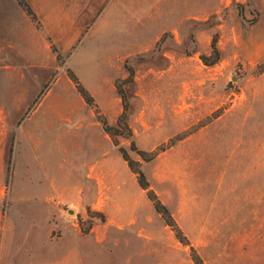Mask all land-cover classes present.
Returning <instances> with one entry per match:
<instances>
[{
  "label": "rangeland",
  "instance_id": "obj_1",
  "mask_svg": "<svg viewBox=\"0 0 264 264\" xmlns=\"http://www.w3.org/2000/svg\"><path fill=\"white\" fill-rule=\"evenodd\" d=\"M24 1L0 0V264H264V0Z\"/></svg>",
  "mask_w": 264,
  "mask_h": 264
},
{
  "label": "trees",
  "instance_id": "obj_2",
  "mask_svg": "<svg viewBox=\"0 0 264 264\" xmlns=\"http://www.w3.org/2000/svg\"><path fill=\"white\" fill-rule=\"evenodd\" d=\"M20 2L24 3L25 1L24 0H20ZM211 48H212V55H215V59L210 61L209 62V58L208 56L206 55H201V59L203 60V62L207 65H213L214 63H216V61L218 60V48H217V44H216V38H213L212 39V42H211ZM80 91L82 93V95L84 96L85 100L87 101V103H90L91 101V96L87 93L86 90H84L83 88H80ZM123 115V114H122ZM122 115L120 116L119 118V121H118V124L121 125L122 124ZM104 128L109 132V133H112L114 134L115 131L117 130V127H114V126H108V125H105ZM120 151L122 152L123 154V157L124 159L128 162L129 166L133 169V171L137 174V177H138V181H139V184L140 186L143 188V189H148V182L143 174V172L135 166V162L133 160L130 159V157L128 156V154L125 152V150L123 148H120ZM139 152L141 154L145 153L144 151H140ZM145 155V154H144ZM142 155V156H144ZM144 158V157H143ZM146 158V156H145ZM148 195L152 197H154V199L156 198V194L154 193V191L152 190H148ZM153 199V198H152ZM157 199V198H156ZM155 206H156V209L161 212L163 214V216L165 217V220L167 221V224L171 225L172 227H175V229L177 231H180L178 226H176V223L175 221L173 220L172 216L170 215L169 213V210L166 208L165 204H163L160 200H156L155 201ZM193 259L195 261L196 264H203L201 258L197 255V254H194L193 256Z\"/></svg>",
  "mask_w": 264,
  "mask_h": 264
},
{
  "label": "crops",
  "instance_id": "obj_3",
  "mask_svg": "<svg viewBox=\"0 0 264 264\" xmlns=\"http://www.w3.org/2000/svg\"><path fill=\"white\" fill-rule=\"evenodd\" d=\"M75 149H76V148H75ZM95 161H96V160H95ZM97 164H98V163H97ZM88 165H89V164H88ZM89 170H90V171H94V170H95V166H94V167H91V169H89ZM89 170H88V173H87L88 176H90V175H89ZM98 175H103V174H102V172H99Z\"/></svg>",
  "mask_w": 264,
  "mask_h": 264
}]
</instances>
